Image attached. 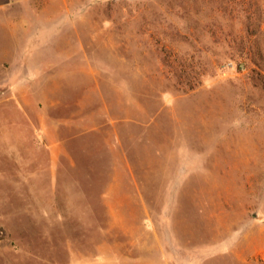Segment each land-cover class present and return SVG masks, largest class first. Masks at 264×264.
<instances>
[{
	"label": "rangeland",
	"instance_id": "obj_1",
	"mask_svg": "<svg viewBox=\"0 0 264 264\" xmlns=\"http://www.w3.org/2000/svg\"><path fill=\"white\" fill-rule=\"evenodd\" d=\"M0 264H264V0H0Z\"/></svg>",
	"mask_w": 264,
	"mask_h": 264
},
{
	"label": "crops",
	"instance_id": "obj_2",
	"mask_svg": "<svg viewBox=\"0 0 264 264\" xmlns=\"http://www.w3.org/2000/svg\"><path fill=\"white\" fill-rule=\"evenodd\" d=\"M6 83H7V78L6 79H4V82H3V84L2 83H0L1 84V86L3 85V86H6Z\"/></svg>",
	"mask_w": 264,
	"mask_h": 264
}]
</instances>
